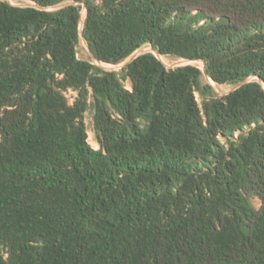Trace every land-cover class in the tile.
I'll use <instances>...</instances> for the list:
<instances>
[{
	"label": "trees",
	"instance_id": "1",
	"mask_svg": "<svg viewBox=\"0 0 264 264\" xmlns=\"http://www.w3.org/2000/svg\"><path fill=\"white\" fill-rule=\"evenodd\" d=\"M19 1L0 0V264H264V0ZM81 36L104 65L151 52L107 70Z\"/></svg>",
	"mask_w": 264,
	"mask_h": 264
},
{
	"label": "rangeland",
	"instance_id": "2",
	"mask_svg": "<svg viewBox=\"0 0 264 264\" xmlns=\"http://www.w3.org/2000/svg\"><path fill=\"white\" fill-rule=\"evenodd\" d=\"M7 1V0H5ZM11 4L16 5V6H21V7H27V6H32L33 4L30 3H25V2H20L18 0H8ZM74 0H71L69 2H67L66 4H74ZM86 17V11L85 9L83 10V21ZM81 31L83 30V26L81 25ZM147 52H151V49L148 47H145L141 50H139L138 52H136L134 55H141ZM78 56L81 60H85V61H89L95 65L98 66H103L105 67L107 70H114L117 72H121L122 67L124 65H126L129 60L131 59V57L122 65L120 66H109V65H104L102 63H99L97 61H95L92 57V53L86 43V41L84 40V38L81 36L80 39V43L78 45ZM160 59L163 61V63L168 67V68H177V67H182V66H187V65H194L197 66L199 68H201L202 70H204V63L200 62V61H195V62H190V61H186V60H178L176 58H170V57H160ZM125 85L128 89L131 90V84L129 81L125 82ZM213 88H214V92L219 96V97H223L228 95L230 92H232L236 87L235 86H219L217 84L212 83ZM69 99L73 98V93H69L68 94ZM86 123H87V127H88V135H89V143L90 145L98 150L99 146L96 142L95 139V133H94V111L92 109H90L87 114H86ZM252 203L254 204V206L256 208H260L261 207V202L258 198H253L252 199Z\"/></svg>",
	"mask_w": 264,
	"mask_h": 264
},
{
	"label": "water",
	"instance_id": "3",
	"mask_svg": "<svg viewBox=\"0 0 264 264\" xmlns=\"http://www.w3.org/2000/svg\"><path fill=\"white\" fill-rule=\"evenodd\" d=\"M68 5H69V4H66V3H65V4H63V5H61V6L57 7V8H64V7L68 6ZM86 43H87V42H86ZM87 45H88V44H87ZM156 55H157L158 58L161 57V56H159L158 54H156ZM138 56H140V55H133L127 64L132 63V62H133ZM92 57H93V59H94L95 61L99 62V61L95 58V56H94L93 54H92ZM99 63H100V62H99ZM127 64H126V65H127ZM247 82H248V81H244V82L240 83L238 86H236V88H235L234 90H236V89L242 87V86L245 85ZM234 90H233V91H234ZM214 95H215L216 98L219 97L215 92H214Z\"/></svg>",
	"mask_w": 264,
	"mask_h": 264
},
{
	"label": "built area",
	"instance_id": "4",
	"mask_svg": "<svg viewBox=\"0 0 264 264\" xmlns=\"http://www.w3.org/2000/svg\"><path fill=\"white\" fill-rule=\"evenodd\" d=\"M18 1H19V0H18ZM7 2H9V1L7 0ZM9 3H10V2H9ZM25 3H27V2H25ZM30 4H31V3H30ZM12 5H13V4H12ZM15 6H16V5H15ZM32 6H34V5H32ZM20 7H21V6H20ZM69 93H73V96L76 95V93H75V92H72V91L69 92ZM69 93H68V94H69ZM68 98H69V96H68ZM70 101H71V103H73V98H71Z\"/></svg>",
	"mask_w": 264,
	"mask_h": 264
},
{
	"label": "bare ground",
	"instance_id": "5",
	"mask_svg": "<svg viewBox=\"0 0 264 264\" xmlns=\"http://www.w3.org/2000/svg\"><path fill=\"white\" fill-rule=\"evenodd\" d=\"M213 83V82H212Z\"/></svg>",
	"mask_w": 264,
	"mask_h": 264
}]
</instances>
